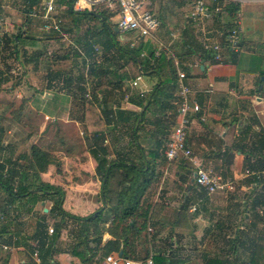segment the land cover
<instances>
[{"label": "crops", "instance_id": "0c3cea01", "mask_svg": "<svg viewBox=\"0 0 264 264\" xmlns=\"http://www.w3.org/2000/svg\"><path fill=\"white\" fill-rule=\"evenodd\" d=\"M43 1L0 0V53L1 58H10L9 65L1 66L5 70L0 69V76H7L8 69L16 70L11 61H18L20 54L25 55L26 72L33 79L27 88L34 91L28 103L39 118L37 123L33 120L36 125L30 128L22 123L19 116L1 112L0 125L4 133L0 162L25 156L20 159L17 167L21 168L24 164L25 169H28L27 182H31L33 188L41 183L60 186L65 193L63 208L75 215L87 216L104 207L103 226L107 227L115 214L104 204L101 196L102 178L97 167L100 161L98 156L102 152L98 149L101 145L105 146L108 154L103 155L108 159L114 158L118 152L139 155L140 150L130 143L131 122L137 114L142 117L145 113L146 117L140 131L144 143L158 129L155 123L163 126L176 123L179 97L178 100L174 97L178 96L179 70L184 71L186 76L183 81L190 86L192 97L200 105L199 111L190 113L187 142L194 150L198 162L224 181L232 180L234 188L214 193L207 191L202 196L203 187L195 179V164L183 158L169 161L162 151L155 159L154 182L145 193L146 200L152 203L153 213L148 229L143 233L148 236V241L136 240L135 250L142 256L147 250L155 254L165 252L171 241L174 248L181 249L183 256L196 260L201 249L207 245V231L214 221L220 218L235 224L240 221L237 205L245 201L253 189V185L245 183L250 175L247 170L252 169L248 164L264 157V0H226L236 3L242 11L243 19L237 45L230 49L224 48L221 60L213 57L214 49L206 44L212 45L216 41L218 28L232 23L233 17L229 13L194 20L190 12L198 0H150L149 7L161 19L160 27L154 37H138L134 33H127L132 38L140 39L138 43H128L137 47L144 41L145 45L140 52L142 57L148 56L153 50L159 51L158 55L165 52L172 59L177 74V83L170 90L174 96L163 95L155 99L157 94L151 95L160 79L157 72L140 73L142 79L137 85H133L137 76L128 77L122 89H117L111 96L109 105L115 114L111 122L104 123L103 117L100 124L87 109V103L93 97L91 80L92 77L94 80L100 77L104 79L107 71L113 67L109 66L107 60L101 63L95 74L90 72L91 65L88 71L84 69L86 78L81 81L84 86L83 95H69L61 76L51 79L46 68V52L50 53L47 39L52 37L35 34L41 26L37 22L42 20L29 14L33 7ZM203 1L208 7L216 8V0ZM107 8L116 12L117 21L119 10L109 6ZM58 11L60 16L61 13L67 14L64 4ZM19 32H22L26 40L21 44L26 50L18 56H8L5 40ZM125 34H120V39L125 40ZM76 46L82 57L92 59L93 56L88 55L82 45ZM94 47L104 51L98 43ZM41 50L47 57L43 54L37 64L35 58ZM114 53H108L107 57ZM40 73L43 77L38 76ZM5 82L0 83V89L6 87L12 92L16 90L17 86H7ZM108 88V85H103L99 90L100 96ZM148 99L150 104L146 102ZM143 100L146 106L141 105ZM94 104L100 110L101 102L94 101ZM47 107L53 109L50 111ZM99 127L105 128V134L103 143L98 142L97 146L94 143V130ZM69 129L73 133L68 132ZM33 145L48 151L54 159L40 173L30 165L29 155ZM149 154L151 159L153 155ZM263 169L254 170L259 172L255 174L264 175ZM243 192L245 194L242 199ZM42 194L43 191H35L31 196L18 200L17 210L13 209L12 212L14 217L20 212L22 218L18 217L19 221H9L7 227L3 226L5 220L0 221V264L31 263L32 249L38 242L32 237L38 220L45 219L48 226H54L60 219L58 212L52 214L51 197L42 199ZM258 228L264 230V225L259 223ZM104 239L107 241L115 237L106 230ZM71 242L69 228L64 227L55 244L56 264H104L105 254L101 250L89 262H82L79 256L68 251ZM244 247L247 251L252 249L250 244ZM120 252L112 251L116 254ZM182 264H193V261Z\"/></svg>", "mask_w": 264, "mask_h": 264}, {"label": "trees", "instance_id": "16d2710c", "mask_svg": "<svg viewBox=\"0 0 264 264\" xmlns=\"http://www.w3.org/2000/svg\"><path fill=\"white\" fill-rule=\"evenodd\" d=\"M74 2L75 0H60L58 3L60 6L64 4L67 15L73 16L76 22H79L81 17H86L91 22L95 20L94 22L98 23L100 27L93 28V30L90 27L88 31L77 36L78 38L76 37L73 40L74 47L70 54L65 53L62 56H54L46 52L48 55L46 68L49 70L51 79L59 76L64 79V86L68 88L69 95H83L84 86L81 85V81L83 82L86 78L84 69L88 71V67L91 65L90 72L92 71V74H95L101 63L109 61V66L113 68L107 71L104 79L100 77L94 80V77H92L91 80L90 76L93 97L87 103V109L93 113L92 116L97 119L98 124H100L99 122L103 117L104 123H110L115 115L113 108L109 105L111 96L115 94V91L122 89L124 81L128 77H136L144 71L157 72L160 76L151 93V95L157 94L155 99L163 95L174 96L170 90L177 83L176 68L172 59L168 58L165 52L155 56L152 50L148 56L142 57L140 52L145 45L144 41L137 47L131 46L129 43L123 44L120 39L121 33L116 30L117 23L114 22L113 24L111 20L116 12L107 8L106 3L95 4L92 9L77 10L73 8ZM217 5L221 6V12L214 13V16L220 17L222 13L226 12L234 20L239 9L236 3L216 0L215 6L217 7ZM62 27L65 29L64 23ZM53 32L55 35L52 38L59 37V31ZM25 41L22 32L8 36L5 40V51H8V56H18L21 44ZM97 43L103 46L104 51L102 53L95 49L94 44ZM223 43L226 44V41L223 40ZM76 44L82 45L88 55L93 56L92 59L82 57ZM227 48L230 49L232 46ZM43 52V50L38 52L35 58L37 64L44 54ZM110 52L115 53L111 57H107ZM97 54L102 58L99 59ZM70 55L76 56L74 58L78 56L83 66L80 68L81 71L73 73V70L60 66L59 62L62 61V58H68ZM214 56L215 53L213 52ZM45 57L47 56L45 55ZM24 62L27 63L26 57ZM74 62L76 61L74 60ZM90 72H88L89 75H91ZM13 76L16 75L8 73L5 77L0 76V83L9 81ZM105 84L110 88L102 91V96H100L99 90ZM13 85L16 86L17 84ZM174 98L178 100V96ZM94 101L101 102L100 110L95 106ZM146 102L151 103L149 99ZM147 103L143 100L141 105L146 106ZM74 110L78 111V109ZM145 120V113L142 117L137 114L130 127V143L131 146H136L140 150L139 155L134 156L132 153L118 152L114 158L108 159L106 155H103V153L108 154V149L103 145L98 149L102 152V155L98 156L100 161L97 167V172L102 178L101 196L104 204L115 214L114 219L107 227L103 226L105 221L104 207H100L87 216L75 215L63 208L65 193L60 186L41 183L38 187L33 188L31 182H27L29 179L28 169H25L24 164L21 168L17 167L20 159L26 158L25 156H19L17 159H11L5 163L0 162V221L5 220L7 222L3 223L4 227H7L9 221H19L20 212L14 217L12 210H17L16 203L18 200L31 196L35 191H43L42 199L51 197L53 200L52 214L55 212L60 214V219L54 223L55 231L51 234L45 219H39L37 222L36 231L32 237L37 239L38 242L33 247L32 253L38 247L41 257L40 264H56L54 259L57 251L55 244L61 237L64 227L69 228V235L72 238V244H70L68 251L79 256L82 262H89L100 250L105 255L112 251L123 250V257L135 259H144L150 253L147 250L143 256L137 254L135 241L138 239H143L144 242L148 241V236L143 233L148 229L153 213L152 203L146 200L145 193L154 182L155 159L162 151L164 154L166 139L172 125L175 123H168L165 126L155 123L158 129L152 132V138L144 143L141 140L140 131ZM151 121L154 122V120ZM3 133L4 129L0 125V147L3 144ZM94 133V143H103L105 128L99 127L94 130ZM96 145L98 146V144ZM149 153L153 155L151 159ZM29 159L31 167L36 168L38 173L46 170L49 164L54 161L51 154L38 145L31 147ZM248 165L252 168L250 170L262 169L264 167V157ZM245 183L253 185V189L248 193L245 201L237 205L239 207L237 213L241 216L237 224L224 218L214 221L212 227L207 231V245L201 249L200 254L196 256V260H190V257L183 256L181 249L174 248L170 241L168 250L155 254V264H182L188 261H193V264H264V230L258 228L259 223L264 225V175L250 174L245 179ZM202 187V196H205L207 190L205 186ZM244 194L245 192L241 195L242 199ZM106 230L115 239L106 241L104 239ZM246 244L252 245L250 251L245 249ZM200 260H202V263ZM30 264L39 263L33 259Z\"/></svg>", "mask_w": 264, "mask_h": 264}, {"label": "built area", "instance_id": "2783aa9c", "mask_svg": "<svg viewBox=\"0 0 264 264\" xmlns=\"http://www.w3.org/2000/svg\"><path fill=\"white\" fill-rule=\"evenodd\" d=\"M106 3L109 7L119 10V16L116 21L117 28L121 34L134 33L138 37H154L155 32L161 25L159 15L150 7V0H75L73 8L81 10L88 6L92 7L98 3ZM60 4L57 0H44L39 6L33 7L29 14L33 17H38L42 20L41 29L44 31H59L62 32L63 19L59 15L58 9ZM221 12V6L218 5L213 10L208 7L203 0H198L194 9L190 12V17L194 20L203 17H212L214 13ZM243 14L240 9L237 10L235 18L231 25H226L217 29L216 35L218 38L212 45H207L215 51V59L221 60L223 50L229 46L237 45L240 33L242 31ZM226 44L223 43V40ZM155 56L160 52L154 51ZM186 73L179 70L178 90L176 94L179 97L178 118L172 126L165 142L164 156L173 161L176 159H187L195 164V179L196 183L205 186L209 193L219 191H229L234 188L232 180L224 181L221 177L215 175L212 170L205 168L198 162L194 150L187 142V134L191 123L190 113L200 110V105L195 98L192 97V90L183 79ZM142 79V74H139L133 81V85H137ZM90 93H87L89 96ZM264 172V169H263ZM259 173L254 170H247V174ZM49 233H53L54 226L49 225ZM152 231V228H149ZM5 248H8L5 245ZM155 253H150L144 259H135L131 257H123L116 253H109L104 256V264H155ZM33 259L37 263H41V257L38 247L32 253Z\"/></svg>", "mask_w": 264, "mask_h": 264}, {"label": "rangeland", "instance_id": "374dc122", "mask_svg": "<svg viewBox=\"0 0 264 264\" xmlns=\"http://www.w3.org/2000/svg\"><path fill=\"white\" fill-rule=\"evenodd\" d=\"M61 16H62L61 18L63 19V23L65 24V29L62 27V32L59 33V37L47 39L48 40L47 44L49 48L48 51H50L49 55L62 56L65 53L70 54L74 47L73 40H75L77 36L82 35L84 32L88 31V28L90 27H91L90 28L91 30H93V28L95 29V28L100 27L98 23L94 22L95 20L91 22L86 17H81L80 21L76 22L73 16H69L65 13H61ZM112 22L113 24L114 22H116V16L112 18ZM40 23L41 22H37L38 25H40ZM35 34L41 35V36H48V37L49 36L52 37L55 35L54 32L52 33L50 31H44L41 29V27L38 28ZM125 36H126L125 40L121 39L123 44H128V42H131V41H136V43H138L140 40L136 37L132 38V36H130L127 33L125 34ZM25 50H26L25 47L23 46L20 47V52H23ZM98 50L100 53L103 52L102 48H98ZM1 57H2V54L0 53V69H3L5 66L9 65L10 58L5 60L4 58H1ZM74 57L76 56L70 55L68 58H62V61L59 62L60 66L65 67L66 69L73 70V73L75 71L78 72L80 68H82L83 66L78 56L77 58H74ZM74 60L76 62H74ZM24 61H25L24 54H20V58L18 59V61L16 60L11 61L13 62L12 66L16 67V70L12 68V69H8L7 71L9 72V74L11 73L12 75H16V76L15 77L13 76L9 81L5 83L7 84V86H10L11 84L16 83L17 88L14 92L9 91V89H6V87H4L3 90L0 89V115H1V112L3 114H7V113L15 114L20 117L22 123H24L26 126L29 125L30 128H33L36 125L37 123L36 121H38L39 118H38L37 113L30 107L28 103V99H30L31 95L34 94V91H32L31 88L28 89L27 85H29L30 82L33 81V79L26 72L27 65ZM1 66H4V67L1 68ZM38 76L43 77L42 73H40V75ZM0 88H2L1 84H0ZM47 109L51 111L53 108L47 107ZM33 120L36 123L33 124ZM52 129L53 128H51V130ZM67 131L73 133L72 129H69ZM19 217L22 218V215H19Z\"/></svg>", "mask_w": 264, "mask_h": 264}, {"label": "water", "instance_id": "95a60500", "mask_svg": "<svg viewBox=\"0 0 264 264\" xmlns=\"http://www.w3.org/2000/svg\"><path fill=\"white\" fill-rule=\"evenodd\" d=\"M116 30L119 31L117 27H116ZM47 94H48V93H47ZM122 253H123V250H121V252H120L119 255L122 256Z\"/></svg>", "mask_w": 264, "mask_h": 264}]
</instances>
